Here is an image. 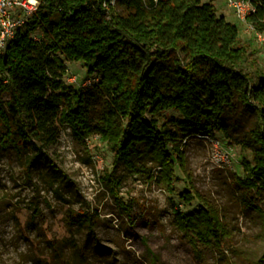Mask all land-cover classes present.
Returning a JSON list of instances; mask_svg holds the SVG:
<instances>
[{
    "label": "trees",
    "instance_id": "trees-1",
    "mask_svg": "<svg viewBox=\"0 0 264 264\" xmlns=\"http://www.w3.org/2000/svg\"><path fill=\"white\" fill-rule=\"evenodd\" d=\"M247 1V22L264 31V0ZM245 55L238 25L210 1L39 0L0 52V147L34 160L46 156L44 148L66 126L81 141L97 134L114 164L172 191L175 166L184 167V139L223 130L225 112L240 101L253 105L257 125L245 136L251 161H242L238 183L264 198V74L254 82L241 67ZM65 61L96 74L95 119L88 105L94 92L64 82ZM169 109L181 118L161 123ZM181 197L190 202L194 196ZM202 203L191 213L174 209L172 219L197 258L201 248L219 249L228 236L217 207ZM249 205L264 225V208ZM75 223L90 231L95 225L80 212L68 215L67 224ZM255 264H264V253Z\"/></svg>",
    "mask_w": 264,
    "mask_h": 264
},
{
    "label": "rangeland",
    "instance_id": "rangeland-1",
    "mask_svg": "<svg viewBox=\"0 0 264 264\" xmlns=\"http://www.w3.org/2000/svg\"><path fill=\"white\" fill-rule=\"evenodd\" d=\"M207 1L238 25L246 51L241 67L256 82L264 74L258 30L240 22L227 0ZM65 64L66 84L93 91L96 74H88L82 62ZM100 104L94 92L88 101L93 119ZM179 118L169 109L160 122ZM223 125L211 138L229 160L215 154L209 138L186 137L184 167L176 164L172 191L114 164L113 151L97 134L81 141L66 126L44 148L46 156L34 160L29 153L19 156L11 147H0V264H255L264 253V225L249 202L264 208V198L238 183L242 161H251L245 136L257 125L253 105L235 101ZM181 193L194 197L186 202ZM202 199L217 207L228 236L219 249L201 248L197 258L172 219L174 209L191 213L203 206ZM77 212L92 216L91 231L83 223L67 224L68 215Z\"/></svg>",
    "mask_w": 264,
    "mask_h": 264
},
{
    "label": "built area",
    "instance_id": "built-area-1",
    "mask_svg": "<svg viewBox=\"0 0 264 264\" xmlns=\"http://www.w3.org/2000/svg\"><path fill=\"white\" fill-rule=\"evenodd\" d=\"M228 5L233 8L240 22H247V15L252 7L247 0H227ZM39 0H0V52L4 49L7 41L16 33L17 29L23 27L26 20L37 9ZM253 28L252 24L248 22ZM258 38L264 42V31L256 32ZM34 38H37L35 35ZM212 143L213 151L221 155L223 160H229V153L222 150L216 139L207 137Z\"/></svg>",
    "mask_w": 264,
    "mask_h": 264
},
{
    "label": "crops",
    "instance_id": "crops-1",
    "mask_svg": "<svg viewBox=\"0 0 264 264\" xmlns=\"http://www.w3.org/2000/svg\"><path fill=\"white\" fill-rule=\"evenodd\" d=\"M207 1V0H206ZM220 15H223L224 17H225V15L224 14H220ZM226 19V18H225ZM227 20V19H226Z\"/></svg>",
    "mask_w": 264,
    "mask_h": 264
}]
</instances>
